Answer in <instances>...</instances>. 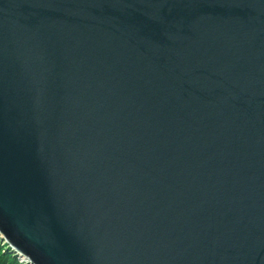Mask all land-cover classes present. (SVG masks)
I'll return each mask as SVG.
<instances>
[{"label":"water","instance_id":"95a60500","mask_svg":"<svg viewBox=\"0 0 264 264\" xmlns=\"http://www.w3.org/2000/svg\"><path fill=\"white\" fill-rule=\"evenodd\" d=\"M0 241L264 264V0H0Z\"/></svg>","mask_w":264,"mask_h":264},{"label":"trees","instance_id":"16d2710c","mask_svg":"<svg viewBox=\"0 0 264 264\" xmlns=\"http://www.w3.org/2000/svg\"><path fill=\"white\" fill-rule=\"evenodd\" d=\"M0 264H22V262H20L17 256L4 244L3 249L0 245Z\"/></svg>","mask_w":264,"mask_h":264},{"label":"rangeland","instance_id":"374dc122","mask_svg":"<svg viewBox=\"0 0 264 264\" xmlns=\"http://www.w3.org/2000/svg\"><path fill=\"white\" fill-rule=\"evenodd\" d=\"M0 245H1V248L3 249L4 248V244L0 241ZM22 264H25V263H22Z\"/></svg>","mask_w":264,"mask_h":264}]
</instances>
